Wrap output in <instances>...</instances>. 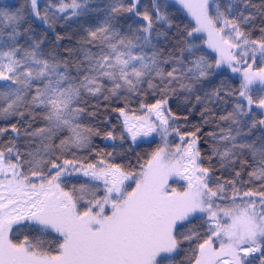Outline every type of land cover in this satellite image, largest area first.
Returning a JSON list of instances; mask_svg holds the SVG:
<instances>
[{"label": "snow or ice", "instance_id": "6c2138e0", "mask_svg": "<svg viewBox=\"0 0 264 264\" xmlns=\"http://www.w3.org/2000/svg\"><path fill=\"white\" fill-rule=\"evenodd\" d=\"M177 2L195 25L183 32L177 26L166 55L161 29L173 27L166 3L152 0L149 11L142 0H110L103 19L85 30L77 55L69 49L68 58L45 51L27 17L51 27L57 18L85 14L87 0L0 6V119L19 117L28 124L25 134L38 141L24 153L12 141L0 146V264H171L184 242L188 264H264V26L252 38L255 16L245 14L257 9L264 25V0L259 8L251 0ZM222 66L238 74L239 86L205 91L201 86L211 84ZM177 90L202 106L204 123L215 125L208 133V160L218 157L222 168L240 160L251 168L247 181L239 171L222 179L204 166L199 128L182 134L167 106ZM125 92L161 98L141 103V115L118 109L122 131H106L105 138L127 134L135 143L155 134L160 144L138 173L104 159L81 162L76 153L94 151L92 137L100 135L84 122L86 114H95L87 111V98ZM229 100L231 110L223 114L208 107ZM37 118L42 126L32 129ZM255 129L260 135L253 139ZM8 130L0 128V135ZM11 131L19 134L16 124ZM244 155L252 157L251 165ZM73 172L90 180L65 191L62 178ZM172 177L187 182L184 190L169 186ZM129 180L134 187L126 185ZM25 220L39 235L34 242H14L13 225ZM45 236L54 238H40Z\"/></svg>", "mask_w": 264, "mask_h": 264}, {"label": "trees", "instance_id": "16d2710c", "mask_svg": "<svg viewBox=\"0 0 264 264\" xmlns=\"http://www.w3.org/2000/svg\"><path fill=\"white\" fill-rule=\"evenodd\" d=\"M53 0H38V5H47L52 3ZM160 4H167L164 9L169 15L173 27L168 29L167 27L161 29L162 32L167 34V40L161 47L165 50L171 49L174 44L176 36L179 32L184 30H190L195 24L186 15L184 10L176 3L170 0H157ZM223 2V0H221ZM251 2L257 5V8L261 5V0H251ZM110 3V0H87L88 11L80 16L71 17L68 20L57 18L55 21H50L51 27L48 24L43 23L39 18L27 17L28 24L34 30L32 35L36 38H40L44 41L42 48L45 51H53L58 53L64 58H68V50H72V56L77 55L76 49L78 48L82 37L86 34L85 30L88 27H94L104 17V9ZM149 11L152 8V0H142ZM25 0H0V6H8L11 9L23 6ZM242 7V5H241ZM252 13L255 16V24L250 26V32L252 38H258L260 36L259 28L261 26V17L257 12V9H249L245 14ZM43 15V11H41ZM129 14L124 13L120 16V24L124 26L126 30L127 17ZM28 25H26L27 27ZM179 27V32L177 31ZM26 37H22L20 42L24 43ZM164 40V37H161ZM204 46L203 40L199 41ZM205 47V46H204ZM208 51V50H207ZM209 52V51H208ZM214 56V54L212 53ZM222 73V74H221ZM211 84L205 83L201 87L205 91H211L213 87H238L239 80L234 78L230 71L225 68L217 70V75L210 78ZM201 95L203 93H200ZM106 95V94H105ZM160 94L149 95V96H136L124 93L119 97L113 96L108 99H104L103 95L97 97H88L87 111L95 113L94 115H85L84 122L100 132V135H94L92 137V145L94 151L89 152L87 149L78 151L76 153L77 158L83 163H95L98 159H104L107 163L120 165L123 170L127 172L138 173L141 171V165L147 161L151 153L160 144V139L151 141H141L139 143H133L130 137L125 134L123 140L117 138L115 140L106 139L105 132L112 130L114 135L119 136L122 131V122L124 117L120 115L118 109L123 108L128 116L141 115L140 104L141 103H153L155 100L160 99ZM167 106L171 109V112L177 117L175 126L179 128L182 134L189 132H197L198 144L197 147L201 151V158L205 167H211L215 176L221 177L222 179H232V173L239 171L241 178L247 181V172L251 170L249 166H241V161L237 160L234 167H224L220 165L219 158H213L211 161L208 160L210 155V146L212 140L208 136L209 132L216 131L215 125L212 123H204L205 117L201 116L202 106L195 104L191 97L181 90H177L175 93H170L167 97ZM209 109L216 114H223L225 110L230 111L232 107V101L229 100L226 105L223 102L212 103L208 105ZM16 124L19 129V134L11 131V125ZM42 126V121L37 118L32 123V129ZM226 126V125H225ZM28 127L27 122H21L19 117L0 119V128H8L9 130L3 135H0V146L6 145L9 141H12L15 146L24 153L34 144H38V141L33 142L26 134L25 129ZM32 129H29L31 131ZM260 135L259 129L253 130L251 138H255ZM171 141L173 137L171 136ZM187 139H191L188 137ZM96 152H100L103 155L98 157ZM110 154V155H109ZM67 158L72 159L71 153L65 154ZM243 160L248 161V165L252 164V157L250 155H244ZM35 179V178H33ZM90 180V177H85L83 172H73L70 176L62 178L61 186L65 191L71 192L73 187L79 188L81 184L86 183ZM101 183V182H97ZM134 187V183L129 184ZM246 187H252L250 184H246ZM185 187L182 186L180 190ZM82 207V205L80 206ZM199 225V221L196 222V226ZM186 231V230H185ZM31 224L25 223L15 227L12 230L11 238L14 242H22L25 237L30 241H35L38 237ZM45 241H52L53 236L40 237ZM190 252L188 251V243L184 242L181 244L180 249L173 255L171 264H188V257ZM167 264V262H166ZM259 264V261H257Z\"/></svg>", "mask_w": 264, "mask_h": 264}, {"label": "rangeland", "instance_id": "374dc122", "mask_svg": "<svg viewBox=\"0 0 264 264\" xmlns=\"http://www.w3.org/2000/svg\"><path fill=\"white\" fill-rule=\"evenodd\" d=\"M171 2H173V3H176V4H178L182 9H183V7L177 2V0H170ZM210 2H211V0H210ZM184 11L187 13V15L191 18V20L194 22V24H195V20H194V18L187 12V10L186 9H184ZM63 15V14H62ZM201 35H203V34H201ZM205 45V47H206V49H207V46H206V44H204ZM207 50H209L210 52H212V50L211 49H207ZM213 54H215L214 52H212ZM216 55V54H215ZM222 68H226L227 69V67L226 66H222ZM227 70H229V69H227ZM230 71V70H229ZM231 73V72H230ZM232 74V76L234 77V78H236V79H238V74H236V73H231ZM146 138V139H145ZM156 138H159V137H157V136H155V134H153L152 136H149L148 138L147 137H138L137 138V142L138 141H141V140H143V139H145V140H152V139H156ZM169 140H170V138H169ZM171 141V140H170ZM126 183V185H129V184H131V183H133L131 180H129V181H126L125 182ZM186 181L185 180H182V179H180L179 177H172V178H170L169 179V186L170 187H172V185L174 184L175 185V187L174 188H176L178 191H180L179 190V187L183 184V185H185V187H186ZM28 223H31V222H28ZM15 225H13V227H14ZM11 234V233H10ZM175 253H173L172 254V256L174 255Z\"/></svg>", "mask_w": 264, "mask_h": 264}]
</instances>
